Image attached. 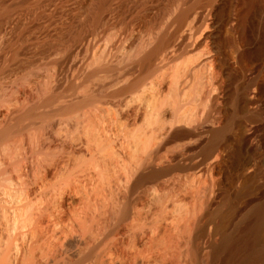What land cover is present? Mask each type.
Here are the masks:
<instances>
[{
    "label": "rangeland",
    "instance_id": "1",
    "mask_svg": "<svg viewBox=\"0 0 264 264\" xmlns=\"http://www.w3.org/2000/svg\"><path fill=\"white\" fill-rule=\"evenodd\" d=\"M139 1L123 0L115 3L111 7V10L109 9L105 14L103 22H100L97 27L91 30L88 29L87 25H84L85 22H82L88 0H68L65 4L67 6H63L64 8L59 13L51 16V23L50 20H42L45 18V14L42 13L38 19L37 26L23 32L22 35L15 30V24L9 23L10 26L3 24L5 27L9 26L6 27L7 30L2 25L3 30L2 28L0 29V42L3 41L0 43V128L6 123L5 120L9 116L7 122L13 125V130L0 143V189L8 190L10 187V192L15 191V194H12L22 195L21 197L25 201H34L36 198L35 194L40 190L39 187L45 186L44 183L48 184L49 181L54 179L57 163L58 167H60L59 163H62L64 160L68 162L69 158L71 161L75 162L79 160L80 162L82 161L81 159L89 155L84 145L85 143L81 142L84 141V138L76 134L77 130L74 132L73 126L69 123L70 121L65 118V113H60L58 110L67 104H71L73 101L85 97L89 93L103 94L108 87L112 88L114 86L117 87L116 85L126 84L129 80L131 81L132 78H135V76L137 77V75L145 74L149 75L148 78H150L153 74L150 78L152 82H147L150 81L147 79L146 82L148 84H143L148 87L146 88L148 91L152 89L151 91L146 92L144 86H140L143 87L144 91H141L143 90L141 88V90L134 93L135 96L126 97L121 102L122 104L113 99L112 101L111 99H104L101 103L112 107L113 114L117 117L111 115L109 119L118 124V130H121V127H124V129L129 127L131 131L133 129L136 131L138 127L142 126V128L144 127L147 130V135H149L148 132L150 133L151 137H148L151 140L154 138V141L163 142L161 153H163L162 160L164 161L161 162L163 164H160L159 167L168 170L165 178L171 176H189L188 179L180 177L182 178L181 180L171 181L162 192L165 205L163 206L166 209L165 218L166 214L173 210L171 202L173 199L179 198L178 201L181 199L183 209L190 208V205L194 202L191 206L192 209L190 208L193 216L191 213L189 215L188 209H185L184 211L187 213L184 212V215L188 217L189 222H184L188 225V234H191V240L188 243L189 253L196 250L195 248H199L201 251V259L197 260L198 264H264V80H262L264 79V0H211V3H209L210 1L207 2L208 0H204L202 1L204 4L201 2L189 14L186 21L181 25L182 28L176 27L174 18L178 11L191 0H173V2L172 0H150L151 2L144 4V6ZM79 11L78 15L77 12ZM238 13L239 16L241 15L240 17L237 16ZM205 15L207 18L204 17ZM219 15L221 16L219 17ZM217 16L219 17L218 19ZM221 17L222 19L228 17L233 22V25H223L224 20L221 22ZM256 17L258 19L256 21H259L257 25L254 22ZM201 18L203 20L205 18V20L203 21ZM195 20H197L196 24L199 25L198 28L194 24ZM211 20L213 24H211ZM235 21H239L238 23L240 24ZM251 23L255 25V28L250 29ZM213 25L214 27L217 26L216 29ZM230 25L233 27L237 25L235 28L238 30L249 28H247V33L249 32L248 34L254 39L249 38L250 36L246 34L248 38L246 43L244 42L245 44L242 43L245 45L243 48H247V45H249V49L261 46L262 54L260 53V57L262 58H258V60H261L260 63L258 60L250 61L251 63L253 62L252 67L255 66L253 67L254 70H250L251 73L255 70L257 73L255 71L250 74V71H247L248 76L241 77L238 75L239 71H241L239 68L242 67L239 50L243 48L241 46L237 48L234 46V42H231L233 41L231 35L236 37L238 35L239 37V33H237L238 30L235 33V30H232L234 28ZM82 26L87 28L83 36L80 38L75 37V34H77ZM193 26L196 29H193ZM188 27H191V30ZM221 27H224V29ZM11 28H14L15 31ZM227 28L228 31L225 30ZM12 30L14 31L13 33H11ZM223 30H225V33ZM189 32H193L194 35L191 33L189 36ZM218 32L221 33L219 34ZM207 33H210L213 37L210 38L211 35L209 34V36ZM159 35L168 38V43L165 46L166 48L154 58L155 61H152L151 66L140 68L133 65L132 61L134 62L136 58L138 59L145 52L143 47H146V49L150 48V43L156 42V39L160 37ZM114 39L115 41H112ZM223 40H228L227 43L229 42L230 44H226ZM215 41L219 43L216 45ZM8 43H11L13 48ZM219 45L227 56L226 60L230 64L229 68L233 70V72L230 70V75L224 73V76L223 72L218 69L217 64L209 58L211 55L209 54V50L212 53L215 49L219 48ZM226 45H230V47H225ZM13 50L17 55L13 56ZM139 52H141V55H138L140 54ZM172 52L176 54L174 53L173 55ZM166 54H172L174 58L171 55L167 61ZM160 56H164L165 58L163 57L164 59H162ZM188 57L193 60H189ZM163 61L166 62L164 63ZM155 65H158L159 69ZM136 68L137 70H135ZM154 68L156 69L154 70ZM174 68L176 71H174ZM213 68H216L214 71L216 75L219 73L216 77H214ZM152 69L156 72H153ZM157 70L160 72L158 73ZM184 73L188 74L187 82V77L183 75ZM259 74L263 78L259 77V82H257ZM117 76H120L119 83L113 82L109 84V80L112 82ZM228 77H232V80H229ZM51 78L54 79L52 80ZM214 78L216 80L219 79L217 81L219 87L217 86L218 84L216 85L217 82H214L216 81ZM221 79H225L224 84L226 82L225 85L227 87L224 86L225 88H223V86H220L222 83ZM211 81L216 85V88H213L214 85ZM252 87L254 88L252 89ZM211 88L216 90L218 88L219 92ZM142 92L145 93L143 94ZM153 93L157 95L155 100L158 102L157 104L161 105V108L164 104V110L158 111L157 108L156 111L154 109L151 110L144 103L148 96L153 97ZM210 93L213 94L210 95ZM50 95L53 96V99L49 102H44ZM142 95L148 96L143 97ZM214 95L218 96L217 100H215L216 102L213 100ZM156 107L159 106L156 105ZM10 108L12 111H9L11 110ZM17 110H30L31 114L25 117L22 116L19 120L16 117L12 118L11 116L17 114ZM114 111L116 112L114 113ZM8 112L12 115H8ZM51 113H54V115L48 117L47 114ZM21 115H24V113H21ZM112 117L113 119H117L114 121L111 119ZM178 117L180 118L179 120L177 119ZM59 118H61L60 123ZM105 120H108L107 117ZM225 122L228 123L229 128L223 136L224 138L220 141L222 143L221 150L206 158L203 152V145L208 136L205 130L206 127L219 126ZM95 124L96 121H94ZM130 129L127 131L130 132ZM120 132L126 133L122 130ZM132 132L128 133V135H136V132L133 135ZM175 134L176 136L174 137L173 135ZM35 145H38V152L31 153ZM3 152L13 153L14 157V154L17 153L16 157L19 159L27 155L28 161L26 163L23 157V160L17 158L18 160L14 163L11 159L13 161L12 164V161L8 162L4 159L1 155ZM39 152L44 155L49 152L50 160L53 155L52 160H57V162L43 165L36 170V173L35 171L33 172L35 174H31L32 163L37 160ZM20 155L22 156L21 158ZM57 155H60L63 161L60 157L55 159ZM237 155H240V165L248 162L247 167L245 166L246 168L243 167L242 169L238 166ZM222 156L226 157L227 161L218 172L212 169L210 162L220 160ZM58 160L61 161L58 162ZM65 161L63 164L66 163ZM20 163H24L23 166ZM3 164L7 166L5 167L6 171L8 168L10 170L11 166H14L11 169L13 172L12 177L10 176L11 171L10 173L9 170L7 171L10 174L9 177L6 175L7 173L3 172L5 170ZM17 166H21L19 170ZM62 171H65V169L62 168ZM6 177L10 183L4 181ZM2 190H0L1 210L3 207L1 206L2 201L5 203L2 198L4 195L6 196L5 191H3L4 195L1 194ZM191 190L192 192H190ZM171 197L175 198L171 199ZM59 200L60 198L55 201L56 203L53 201L54 204H51V202L50 206L52 208L50 206L49 208L56 219L67 225L70 209L72 206H78L81 200L76 196L72 205H68L69 202L67 201H64V203L62 199L60 203ZM56 204H58L56 207L52 206ZM192 210L195 212L193 213ZM2 226L0 223V232L1 228H3ZM1 234L2 236L4 235L3 232L0 233V236ZM228 235L234 237L231 244H226L227 241L225 242Z\"/></svg>",
    "mask_w": 264,
    "mask_h": 264
},
{
    "label": "bare ground",
    "instance_id": "2",
    "mask_svg": "<svg viewBox=\"0 0 264 264\" xmlns=\"http://www.w3.org/2000/svg\"><path fill=\"white\" fill-rule=\"evenodd\" d=\"M67 1L68 0H0V29L4 26L3 24H5V25L8 24L10 26L9 23H13V24H15V27H14V28H16L15 30L19 34L22 35L23 32L29 31L33 27L37 26V23L39 21L38 19L41 17L42 13L45 14V16H44L45 18H43L42 20L48 21L51 19L52 15H54L55 13H59L60 10L62 8H64L63 6H67V5H65ZM120 1H123V0H88V4L86 6L87 8H86V11L84 13L85 16L83 17L84 19L82 18L83 19L82 22L83 23L85 22L84 25H87L89 30L93 29L94 27H97L100 24V22H103L104 16L107 13V11H109V9L111 10V7H113V5H115V3L120 2ZM202 1H204V0H191L190 2H188V4L185 7L180 9V11H178V13L175 15V18H174L176 21L174 23H176V25H177V26L176 25L175 26L178 28L181 27L183 22L186 21L189 14ZM139 2L141 3V5L144 6V4H147L151 1L150 0H140ZM172 2H173V0H172ZM207 2L211 3V0H208ZM207 2H205V3H207ZM85 3H87V2H85ZM78 6H80V5H78ZM81 7H84V6H81ZM77 13L79 15L80 11ZM200 14H199V16H200ZM203 14H205V13H203ZM78 15H77V17H78ZM213 15L215 16V14H213ZM195 16H194V18L199 17V16H196V17ZM220 16L221 15H219V17ZM237 16H239V13ZM202 17H203V15H202ZM204 17H206V15ZM219 17L217 16V19ZM222 17H224V16H222ZM222 17L220 18V20H221V22H222V20H224L223 25H228V24L233 25L232 24L233 22L230 21L228 19V17H226L225 19L224 18L222 19ZM257 17L254 21L256 25L259 24V21H256L259 19V17H258V19H257ZM236 18H238V17H236ZM53 19H54V17H53ZM239 19H237V20H239ZM204 20H205V18H204ZM240 20H242V19H240ZM51 21L52 20H50V23H51ZM196 21L197 20H195V23H194L195 25H197ZM214 21H216V20H214ZM211 22H212V20H211ZM235 22H237V21H235ZM44 23H45V21H44ZM192 24H193V22H192ZM208 24H209V22H208ZM211 24H213V22ZM214 24H215V22H214ZM217 24H219V23H217ZM238 24H240V23H238ZM220 25H222V24H220ZM220 25H218V26H220ZM253 25L254 24H252L250 29L255 28V25L254 26ZM9 26H6V27H9ZM11 26L13 27V25H11ZM198 26L199 25H197L196 27L198 28ZM6 27L4 26L5 29H6ZM213 27H214V25H213ZM216 27H214V28L216 29ZM231 27L234 28L232 30L233 31L235 30V33H236V31L238 29L235 27H237V25L235 27H233V26H231ZM244 27H246V26H244ZM14 28H11V29L14 30ZM221 28L224 29V27H221ZM247 28L246 29L242 28L241 30H238L237 33H239V37H238V35H237V37L231 35L232 39H233V41H231V42H234L235 47L239 48V46H241L243 48V46H245L242 43H244V42L246 43V40L248 38V36H246V34L249 33V32L247 33V30L249 28L248 29ZM257 28H258V26H257ZM86 29L87 28L82 26L80 28V30L77 32V34H75V37H77V38L82 37L84 34V31H86ZM193 29H196V28H194V26H193ZM218 29H220V28L218 27ZM2 30H3V28H2ZM13 30L11 33H13L15 31V30L14 31ZM148 30H147V32H148ZM176 30H177V28H176ZM225 30L228 31V28ZM225 30H223V32ZM178 31H179V29H178ZM255 31L258 32L257 29H255ZM221 32H218V33L220 34ZM230 32H232V31H230ZM18 33H16V34H18ZM185 33H186V30H185ZM191 33L193 34V32H191ZM191 33L189 34V36L191 35ZM230 34H232V33H230ZM5 35H7V34H5ZM10 35H12V34H10ZM160 35H161V33H160ZM213 35H214V30H213ZM184 36H185V34H184ZM221 36H224V35H221ZM16 37H18V36H16ZM211 37H213V36L211 35L210 38ZM256 37H257V35H256ZM229 38L231 39L230 36H229ZM249 38L254 39L251 36ZM212 39H214V38H212ZM1 41H2V38H1ZM112 41H115V39ZM227 41L225 40L224 42L226 44H228L229 42L227 43ZM2 42H0V43H2ZM188 42H190V41H188ZM224 42H223V44H224ZM247 42H249V41H247ZM152 43H150L151 47L150 48L148 47V49H146V47H143L145 49V50L143 49L145 52L142 51L143 52L142 55H141V52H139L140 54H138V55H141V56H139L138 59L134 55V57L136 59L134 62L132 61L133 65L139 66L140 68H143L146 66L147 67L151 66L154 58L164 48H166L165 46L168 43V38H166L162 35L159 37V39L158 38L156 39V42H154L155 44L153 43V46H152ZM218 43L215 41L216 45ZM220 43H222V42H220ZM147 44H149V43H147ZM232 45H233V43H232ZM9 46H11V43L9 44ZM248 46L249 45H247V48L244 47L243 49L239 50V58H240V61L242 63V65H241V63H240V65L242 67L241 68H239L240 66L238 67L239 69H241V71H239L238 75H240L241 77L246 76L247 71H250L251 69H253V67H255V66L252 67L253 62L251 63L250 62L251 60L256 61V60H258V58H262V57H260L261 56L260 55V53H261L260 47L261 46H256L253 49H249ZM225 47H230V45L229 46L226 45ZM173 51H175V50H173ZM174 53L172 52L173 55H174ZM103 54H104V52H103ZM103 54H101V55H103ZM209 54H211L209 58L215 64H217L218 69H220L221 72H223V74L224 73L225 74L231 73L230 72L231 69L229 68L230 64L226 60L227 56L224 54L223 48L220 47V45H219V48L215 49L212 53H210V50H209ZM15 55H17V54L14 51L13 56H15ZM171 55H169V54H166V56L164 55L166 58H168L167 61L170 59ZM173 55H172V57H173ZM11 56H12V54H11ZM110 56H112V55H110ZM127 56H128V53H127ZM163 57H161V58L164 59L165 57L164 58ZM11 58H13V57H11ZM123 58H124V56H123ZM188 58H189V60H193V59H190V57H188ZM236 58H238V57H236ZM182 61H183V59H182ZM186 61H188V60H186ZM194 61H196V60L194 59ZM258 61L260 63L261 60L259 59ZM163 62L165 63L166 61H163ZM179 62H180V60H179ZM213 62H211V63H213ZM100 63H101V61H100ZM164 63H162V64L164 65ZM238 63H239V61H238ZM255 63H258V62H255ZM189 64H191V63H189ZM192 64H193V62H192ZM168 65H170V64H168ZM155 66H157L156 68H158V65H155ZM177 66H179V65H177ZM192 66H190V67H192ZM212 66H213V64H212ZM256 66L258 67V65H256ZM186 67H187V65H186ZM156 68H154V70ZM175 68H174V71H176ZM122 69H123V67H122ZM132 69H133V67H132ZM215 69L213 70V73H214ZM255 69H258V68H255ZM135 70H137V68ZM259 70H260V68H259ZM75 71H77V70L75 69ZM146 71H147V69H146ZM152 71H153V69H152ZM231 71L233 72V70H231ZM255 71H253V72H255ZM138 72L140 73L139 70H138ZM153 72H156V71H153ZM159 72L160 71H158V73ZM150 73H151V71H150ZM252 73L250 71V74H252ZM256 73H257V71H256ZM258 73H259V71H258ZM223 74L220 73V75H222V76H223ZM225 74H224V76H225ZM183 75L184 76L186 75V77L188 76V74H186V73H184ZM218 75H219V73H218ZM218 75L215 74L214 77H216ZM152 76H153V74H152ZM152 76H150V78ZM156 76H157V74H156ZM161 76H163V75H161ZM234 76H236V75H234ZM255 76H257V75L255 74ZM119 77L118 76L116 78L114 77L115 79L112 80V82H110V80H109V84H112L113 82L117 83L118 81H120ZM129 77H128V79H129ZM148 77H149V75H145V74H142L139 76L137 75V77L135 76V78H132V80L131 81L129 80V82L126 84L123 83L122 85H119V86L116 85L117 87L112 85L115 88L114 87L111 88V87L107 86L108 88L106 87L107 89H105L106 91L103 94L89 93L85 97H83L77 101H73L71 104H67L58 110L60 113H65V115H66L65 118H66V120L70 121L69 123L73 126L74 132H75V130H77L76 134H78L79 136L84 138V141H81V140H78V141L85 143L84 145H85L86 149L88 150L89 155H88V157L81 159L82 161H80V162H79V160H77L75 162L73 160L71 161L69 158L68 162H66L64 160L66 162L64 164H63L64 161L60 157V155L63 156L62 154H60L59 156L57 155L56 157L54 156L55 159L57 157H60L63 162L59 163L60 167H58V165H57L58 163L56 164L57 170L55 171L54 179L49 181L48 184L44 183L45 186L39 187L40 190L37 191V193L35 194L36 198L34 201H32V200L25 201V199H23V197H21L22 195H20V196L14 195L15 191L10 192L11 191V190H9L10 187L9 188L7 187L8 188V190L6 189L7 191L0 189V190H2V193H1L2 195H4L3 191L6 192V196L4 195L5 198L4 197L2 198V199H4L5 203H3V201H2L1 206H3V207H2V210L0 209V211H1L0 223L3 225L2 226L3 228H1L2 229L1 232H3V234H4L3 236H2V234L0 236V264H198L197 260L200 258L201 251L199 248H195L196 250H193V251L190 248L192 251L191 252L192 254L189 253L190 250H189L188 243L191 240V238H190L191 234L190 233L188 234V225L186 223L187 221L189 222L188 217L184 215L187 212H189V215L192 214L190 212L191 211L190 208L194 202L190 205V208H185V209H188L187 212H185L184 211L185 209H183L184 207L182 205L183 202L181 201V199H180V201H178L179 198L177 196H176V198H178V199H173L175 197H173V198L171 197V199H173L171 201L172 206H173V210H171L170 213L166 214L167 215L166 218L164 215L166 213V211H165L166 209L164 208L165 205H164V201H163L164 198L162 197L163 196L162 192L164 191V189H166V187L168 186V184L171 181L174 182L176 180H181L185 176H183V177L182 176H176V177L171 176L169 178H167V177L165 178L166 172L168 170L159 167L160 164H163L161 162L164 161V160H162V154L163 153H161V150L163 148V142L162 141H158V142L154 141V138L151 140L148 137V136H150V133L148 132L149 135H147V130H145V128L143 127L144 130L146 131L145 132L143 130L142 126L140 128L138 127L136 129V131H134L135 129L132 128L134 126H132L131 128L133 129L132 131H134V132H132L129 127H127V129L125 128L126 130L124 129V127H121V128L119 127L122 131L126 132V133H123V132L119 133V131H121V130L117 129L118 124H115V122H112L109 119V116H111V115L114 116L112 107L110 105H106V104L101 103L104 99H106V100L111 99V101L113 99L114 101H117L120 104L121 102H123L125 100L126 97H133V95L135 96L134 93L141 90V88L143 89V87H140V86H144L145 83H147V82H149V83L152 82L150 80V78H148ZM173 77H176V76H173ZM232 77H233V75H232ZM259 77L261 78L262 75L259 74L258 80L255 77L257 82H259ZM220 78H222V77L220 76ZM228 78H229V80H232L230 77H228ZM51 79L53 80L54 78H51ZM121 79H123V78L121 77ZM147 79H149L150 81L146 82ZM73 80H74V78H73ZM157 80H159V79H157ZM187 80H188V77L186 78V82H187ZM218 80H216L214 82H217ZM224 80H222V83L220 84V86L221 87L223 86V88H225L224 86H226L225 85L226 82L224 84ZM262 80H264V79H262ZM71 81H72V79H71ZM162 82H164V81H162ZM181 82H183V81H181ZM261 82H263V81H261ZM60 83H62V82L60 81ZM161 84H163V83H161ZM184 84H185V81H184ZM217 84H218V82L216 83V85ZM213 85H214L213 88H216L215 87L216 85L214 83H213ZM249 85L251 86V84H249ZM217 86L219 87V84ZM161 87H162V85H161ZM54 88H55V86H54ZM146 88H148V87L144 86V89H146ZM153 88H155V87H153ZM253 88L254 87H252V89ZM144 89L141 91H144ZM255 89H256V87H255ZM151 90H149V91H151ZM184 90H185V88H184ZM212 90H216V89H212ZM221 90H222V88H221ZM147 91L148 90L146 89V92ZM158 91H156V92H158ZM207 91H208V89H207ZM216 91L219 92V89L217 88ZM246 92H248V91L246 90ZM212 94L210 93V95H212ZM137 95H138V93H137ZM154 95H155L154 93H153V97H149L147 95L148 98L145 100L144 103H146V106L150 107L149 109H151V110L154 109V111H156V108L158 111L164 110L165 109L163 107L164 104L162 105V108H161L160 107L161 105L157 104L158 102H156V100H155L157 95H155V97H154ZM159 95H161V94L159 93ZM218 95H220V94H218ZM142 96L147 97L144 95H142ZM214 96L215 97L213 100L215 101V100H217L218 96H216V95H214ZM52 99H53V96L50 95V97L45 99L44 102H49ZM207 99H208V97H207ZM209 99H210V96H209ZM107 103H108V101H107ZM159 103H160V101H159ZM156 105L159 107H156ZM253 106H254V104H253ZM125 109H123V110H125ZM9 111H12V109ZM115 112L116 111H114V113ZM16 113H14L16 115L11 116L12 114L8 112V115H10L12 118L16 117V119L19 120L22 116L25 117L27 115H30L31 111L30 110H17ZM21 113H24V115H21ZM159 113H161V112H159ZM47 115H48V117H50V116L54 115V113L47 114ZM106 117L108 119L107 121L105 120ZM114 117H117V116H114ZM8 119H9V116H8L7 120ZM111 119L115 121L117 118L113 119V117H112ZM177 119L179 120L180 118L178 117ZM177 119H175V120H177ZM7 120H5L6 123H4V125L0 128V143L4 139H6V137L13 130V125L11 123L7 122ZM178 120H177V122H178ZM94 121H96L95 125H94ZM60 122H61V118H59V123ZM228 126H229L228 123L225 122V123L220 124L219 126H208V127H206L205 130H206L208 136L205 139V142L203 145V152H204V155L206 158L209 156H212L218 150H221L220 148L222 147V143L220 141L224 138L223 136L228 131V128H229ZM128 128L130 129V132H132V135L135 132H136V135H133V136H131L130 134L128 135V133H130L127 131V130H129ZM81 129H83V130L81 131ZM140 129H142L144 132L142 130L140 132ZM146 129H148V128H146ZM74 132H73V134H74ZM176 134L173 136L175 137ZM111 136H112V141H111ZM77 139H79V137H77ZM83 143H81V144L83 145ZM37 148H38V145H35V148L31 151V153L38 152ZM115 148H116V151H115ZM1 155L8 162L13 160L15 163V161H17L19 159L18 157H16L17 153L14 154L15 157L13 156V153H9V152H3V154H1ZM239 156L240 155H237V160H238L237 163H238V166H240V168L243 169V167H245L248 164V162H246L243 165H240V163H239L240 157ZM21 157L22 156L20 155V158ZM22 158L19 160H23ZM51 158L53 159V155L51 156ZM221 158L222 159H220V160H216V161L214 160V161L210 162V166L212 167V169H215L218 172L221 170L222 166L227 161V159H225L226 157L224 158L222 156ZM51 160H50V153L49 152L46 155L39 152L37 155V160L33 162L34 165L32 163V173L31 172L30 173L35 174L37 172L36 170L39 169L41 166L46 165V164H50L53 162H55V163L57 162V160L56 161L55 160L51 161ZM61 160H58V162ZM13 161L11 162L12 164H13ZM24 161L27 163V161H28L27 155L24 157ZM24 163H22V164L20 163V165L23 166ZM71 163H73L72 166H70ZM7 166H8V164H7ZM7 166L4 165V167H3L5 169V170H3V172H5V174L9 170V168H8L6 171L5 167H7ZM9 166H11V164H9ZM13 167L11 166L10 168L13 169ZM17 167H19V166H17ZM20 167L18 168V170L20 169ZM62 168H64L65 171H62ZM11 169L9 170V173H10ZM15 170H17V169H15ZM34 171H35V173H33ZM12 173L13 172L11 171V173H10L11 175L8 173L6 175H8V177H9V175L12 177ZM62 176H65V177H62ZM180 177H182V178H180ZM185 178L188 179L189 176L186 175ZM190 178H191V175H190ZM4 181H8L7 177L4 178ZM37 190H38V188H37ZM190 192H192V190ZM12 193H14V194H12ZM17 194H20V193H17ZM76 196H78L81 201H80L78 206H72V208L70 209L68 219H67L68 220L67 225H64L62 222H60L58 219L55 218V215H53V212L50 210L49 206L51 204L56 203L55 201H57L58 198H60V200L62 199L63 202L64 201L69 202L68 205H72ZM60 200H59V202H60ZM53 201H54V203H53ZM57 205L58 204L52 205V206L56 207ZM169 205H170V203H169ZM167 207H168V205H167ZM182 209H183V211H182ZM193 210H195V209H193ZM193 210H192V212H193ZM192 216H193V214H192ZM191 220H192V218H191ZM184 221H186V222H184ZM233 240H234V237L231 235L230 236L228 235L226 237L225 242L227 241L226 244H231L233 242Z\"/></svg>",
    "mask_w": 264,
    "mask_h": 264
}]
</instances>
